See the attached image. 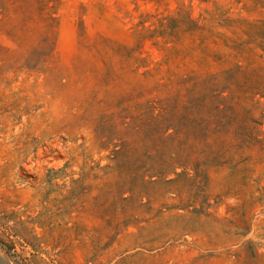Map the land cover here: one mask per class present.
Segmentation results:
<instances>
[{"label": "rangeland", "instance_id": "1", "mask_svg": "<svg viewBox=\"0 0 264 264\" xmlns=\"http://www.w3.org/2000/svg\"><path fill=\"white\" fill-rule=\"evenodd\" d=\"M262 36L264 0H3L0 264H264ZM235 65L261 92L234 101L247 141L199 190L157 187L130 219L94 169L109 165L96 137Z\"/></svg>", "mask_w": 264, "mask_h": 264}, {"label": "trees", "instance_id": "2", "mask_svg": "<svg viewBox=\"0 0 264 264\" xmlns=\"http://www.w3.org/2000/svg\"><path fill=\"white\" fill-rule=\"evenodd\" d=\"M188 21L194 29L202 30L198 21ZM260 49L264 52L263 46ZM244 77L240 65L188 76L179 81L178 89L169 98L137 104L130 122L125 116L110 118L114 137H96L99 150L109 151V165L94 169L112 177L113 182L106 185L107 195L119 201L122 212L132 213L130 219L135 220L133 213L137 209L149 206L150 201L143 204L141 198H150L157 187L171 194L180 193L182 184L185 187L193 183L191 187L199 190L194 183L204 174L203 168L223 165L233 148L247 141L242 139L241 130L233 128L241 109L234 101L243 103L248 93L254 96L261 92L247 87ZM120 227H129V221Z\"/></svg>", "mask_w": 264, "mask_h": 264}]
</instances>
